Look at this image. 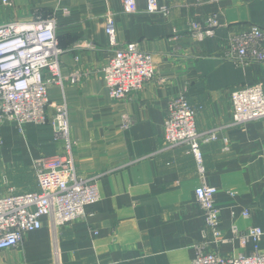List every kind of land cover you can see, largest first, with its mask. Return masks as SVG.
<instances>
[{"label":"crops","instance_id":"1","mask_svg":"<svg viewBox=\"0 0 264 264\" xmlns=\"http://www.w3.org/2000/svg\"><path fill=\"white\" fill-rule=\"evenodd\" d=\"M158 1L167 15L147 11L146 0H136L131 13L121 0L0 2V25L54 18L61 75L77 77L49 84V105L66 104L74 164L81 176L98 175L100 200L86 207L85 218L58 229L61 264H191L196 244L225 255L250 253L253 243L234 238L233 225L261 228L264 252V117L233 125L230 103L235 89L260 84L264 90V62H237L228 52L230 34L251 25L264 31V0ZM108 13L114 45L105 31ZM210 14L217 15L214 35L194 40L190 22ZM130 42L152 55L155 76L113 100L101 69ZM183 91L196 110L197 130L219 128L217 140L200 145L203 174L187 145L163 148L168 103ZM0 140V196L37 191L34 160L64 148L49 124H27L21 132L3 122ZM203 182L217 188L223 243L212 241L195 200ZM41 223L19 245L0 250V264H55L50 221Z\"/></svg>","mask_w":264,"mask_h":264},{"label":"built area","instance_id":"2","mask_svg":"<svg viewBox=\"0 0 264 264\" xmlns=\"http://www.w3.org/2000/svg\"><path fill=\"white\" fill-rule=\"evenodd\" d=\"M125 12H135L136 0H121ZM10 4L11 0H0ZM147 11L167 15L169 8L158 0H146ZM105 31L110 44H115L114 19L106 14ZM217 15L210 14L202 21H191L192 38L202 41L214 35ZM56 22L52 17L36 15L28 21L0 25V124L12 122L19 131L27 124H49L55 139L64 143L62 152L40 156L34 160L37 191L0 196V250L21 243L24 234L39 229L41 219L47 217L53 236L54 263L61 264L57 232L63 225L86 217V207L100 200L98 175L81 176L73 160V144L69 131L68 110L64 102L49 105L48 85H63L67 79L77 81L75 74L64 77L60 72L62 49L55 36ZM176 36L171 38L175 39ZM229 55L237 62L253 60L264 62V31L257 25L232 33L228 37ZM48 73L50 78H46ZM108 94L121 100L140 91L155 76L152 55L130 42L119 46L101 69ZM264 80V74H263ZM231 124H243L264 117V90L260 84L235 89L230 94ZM51 107V113L47 111ZM196 110L185 92L170 99L162 126L163 148L187 145L193 153L198 171L203 174L200 145L218 139L219 128L199 131L196 128ZM123 115V129L129 126ZM224 142L226 139L224 138ZM1 143V140H0ZM226 149V146L224 147ZM234 192H231L233 194ZM195 200L203 210L206 226L215 243H223L219 224V209L215 207L217 188L206 183L195 191ZM248 216V211L242 212ZM241 244L253 243L248 254H221L194 246L191 264H264V252L259 250L263 230L252 226L240 231L231 228ZM110 264V263H102Z\"/></svg>","mask_w":264,"mask_h":264}]
</instances>
